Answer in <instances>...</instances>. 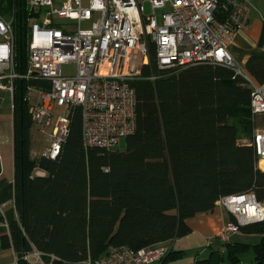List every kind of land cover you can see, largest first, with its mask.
<instances>
[{"label":"trees","instance_id":"16d2710c","mask_svg":"<svg viewBox=\"0 0 264 264\" xmlns=\"http://www.w3.org/2000/svg\"><path fill=\"white\" fill-rule=\"evenodd\" d=\"M221 11L219 5V20ZM0 13L13 17L15 70L22 72L27 19L39 11L28 9L25 0H0ZM245 71L263 83L264 55H251ZM151 72L157 76L153 81L146 78ZM26 84L15 81L12 111L19 220L2 237V247L15 251L16 264H87L120 247L161 246L190 233L187 219L212 211L228 194L251 191L264 204V170L256 168L252 147L238 142L257 127L249 106L251 88L233 69L207 63L159 69L150 45L149 64L129 81L136 99L135 129L124 137V148L85 147L81 109L75 107L54 159L30 156L33 122L23 100ZM37 170L44 175H36ZM239 231L259 239L225 241L224 251L211 249L192 264H236L249 248L253 264H264V220ZM32 252L39 253L41 262L24 258ZM183 255L166 249L157 261Z\"/></svg>","mask_w":264,"mask_h":264},{"label":"built area","instance_id":"2783aa9c","mask_svg":"<svg viewBox=\"0 0 264 264\" xmlns=\"http://www.w3.org/2000/svg\"><path fill=\"white\" fill-rule=\"evenodd\" d=\"M25 4L45 15L41 22L32 18L27 65L17 72L13 17L4 19L0 14V91L9 96L12 107L15 81L24 79L23 100L40 131L49 125L52 108H63L48 134L43 151L48 158L59 154L68 133V114L75 107L81 109L85 147L108 149L133 133L136 99L129 81L140 77L142 66L149 64L150 45L159 69L200 63L233 69L251 88L252 117H264V82L252 81L228 50L234 33L247 26L249 7L244 0H61L59 4L25 0ZM219 5L221 20L216 16ZM156 10H161L159 16ZM70 63L75 72L64 75L62 66ZM146 78L153 81L157 76L151 72ZM238 142L253 148L256 168L263 171L264 126ZM30 155L37 157L36 152ZM216 203L233 217L223 223L221 241H229L242 226L264 220V204L251 191L224 195ZM165 251L162 246L137 251L120 247L87 264H146L159 260ZM24 258L41 262L37 252Z\"/></svg>","mask_w":264,"mask_h":264},{"label":"crops","instance_id":"0c3cea01","mask_svg":"<svg viewBox=\"0 0 264 264\" xmlns=\"http://www.w3.org/2000/svg\"><path fill=\"white\" fill-rule=\"evenodd\" d=\"M244 1L249 7L247 26L234 33L228 50L237 65L245 71V63L251 55H264V0ZM2 17L10 19L8 15H2ZM0 95H3V92H0ZM6 101L5 99L4 103L9 105ZM259 122L260 120L256 123L259 124ZM3 136V132L0 131V264H16L17 256L13 248L2 247V237L9 235V224L19 220L14 203L13 125L9 139L5 138L3 142ZM34 150L31 142L30 151ZM228 219L229 213L217 203L212 211L198 213L187 219V225L191 229L190 233L161 244L167 250L182 251L184 255L163 264H192L197 257H207L211 249L224 251L225 241H221L218 236L223 223ZM237 233L247 240L244 241L246 243L256 242L259 239V236L255 234L240 231ZM148 264L161 263L154 261Z\"/></svg>","mask_w":264,"mask_h":264},{"label":"rangeland","instance_id":"374dc122","mask_svg":"<svg viewBox=\"0 0 264 264\" xmlns=\"http://www.w3.org/2000/svg\"><path fill=\"white\" fill-rule=\"evenodd\" d=\"M56 3H60L61 0H55ZM144 8H145V13L149 14L150 13V5L148 2H145L144 4ZM35 12H38L37 8H34ZM161 13V10H156V14L159 16V14ZM45 15L44 12H39L38 16H31L27 19V24L30 25L32 23V18H36L37 20L39 19V22H41V19L43 18V16ZM83 27H84V23H83ZM244 72V69H242ZM75 72V66L74 64L70 63V64H65L62 66V73L64 75H70V74H74ZM36 87V85H33ZM7 100V99H6ZM9 105H6L4 103V101H1L0 104V131L3 132L4 136H3V142H5V138L10 137L11 134V128H12V117L11 114L13 111L11 109V105L10 102L7 100L6 101ZM63 110V108H59L57 106H54L52 108V119L49 122V125H47L46 127H43V130L40 131L38 129V126L33 124L31 127V142L33 144L34 147V151H37V153L40 154V152H42L45 147L47 146L48 143V134L50 133V130L52 128V125L54 124V121L57 119L56 117L61 113V111ZM261 121L259 122V126ZM257 125V126H258ZM44 148V149H43ZM113 149H123L124 148V138L121 139V141L114 145L112 147ZM43 149V150H42ZM227 211V210H226ZM231 241H247L245 240V238H243V236L240 233L235 234L234 236L231 237ZM251 241V239L249 240ZM254 242V241H251ZM250 242V243H251ZM209 253V251L207 252V254ZM253 259H254V253L252 248L247 249L246 251L242 252L240 255V261L236 264H253ZM224 264H234L231 263L228 260H225Z\"/></svg>","mask_w":264,"mask_h":264},{"label":"bare ground","instance_id":"6f19581e","mask_svg":"<svg viewBox=\"0 0 264 264\" xmlns=\"http://www.w3.org/2000/svg\"><path fill=\"white\" fill-rule=\"evenodd\" d=\"M29 29H30V25H29ZM28 38H30V35L28 36ZM14 60H15V56H14ZM246 74H247V72L246 71H244ZM248 75V74H247ZM244 79V78H243ZM245 83L247 84V82L245 81ZM248 85V84H247ZM0 92H2V91H0ZM0 96H3V97H5V99H7L8 100V98H9V96H8V98H7V96L4 94V92H3V95H0ZM5 99L3 100V101H5ZM10 99V98H9ZM14 100V99H13ZM9 101V100H8ZM10 102V101H9ZM0 104H1V100H0ZM11 105V104H10ZM11 109L13 110V103H12V107H11ZM258 117V118H257ZM261 121V125L259 126L258 125V123H256L257 121ZM255 122V124H256V128H254V129H257V128H262L263 126H264V117L263 116H256V121H254ZM254 131V130H253ZM253 133V132H252ZM124 138V137H123ZM241 138H248V137H241ZM240 139V138H239ZM121 141V140H120ZM46 148V147H45ZM112 148V147H111ZM253 149V148H252ZM45 150V149H44ZM31 152V151H30ZM37 154V153H36ZM41 155H43V152L41 153V154H37V157H35V158H38L39 156H41ZM31 156V155H30ZM44 156V155H43ZM46 157V156H45ZM31 158H34V157H32L31 156ZM51 159V158H50ZM38 172H40V174H38ZM35 174L36 175H44V172L43 171H41V170H37L36 172H35Z\"/></svg>","mask_w":264,"mask_h":264}]
</instances>
